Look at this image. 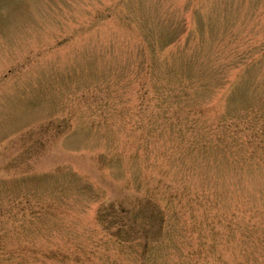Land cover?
<instances>
[{
  "label": "rangeland",
  "instance_id": "rangeland-1",
  "mask_svg": "<svg viewBox=\"0 0 264 264\" xmlns=\"http://www.w3.org/2000/svg\"><path fill=\"white\" fill-rule=\"evenodd\" d=\"M0 205L8 264H264V0H0Z\"/></svg>",
  "mask_w": 264,
  "mask_h": 264
},
{
  "label": "trees",
  "instance_id": "trees-1",
  "mask_svg": "<svg viewBox=\"0 0 264 264\" xmlns=\"http://www.w3.org/2000/svg\"><path fill=\"white\" fill-rule=\"evenodd\" d=\"M195 110V109H194ZM194 115H200V113L198 112H193ZM243 119L246 120L248 118L246 117H238L236 119V122H229V123H225L222 124L220 127V139L218 140L215 138L214 142H219L222 145V149L224 150V148H226L227 146L230 145V143H234L238 148H240V142L237 137H234V135L240 134L237 132L240 131H247L249 130L246 125L247 123L243 122ZM249 123V122H248ZM219 133V131H218ZM237 133V134H236ZM222 142H224V144H222ZM249 143V142H248ZM259 149V148H257ZM245 156H241L238 157L237 160V170L244 175H248L250 174V172L248 171V167H249V162L247 161V159L244 158ZM239 161H240V165H239ZM5 208V206L0 205V211H1V215H5L8 214L7 219L10 221V226H14L16 225V223H19V226H21L20 223V218L17 212H11L10 209L8 208L7 212L3 211V209ZM15 208H17V206H15ZM5 234L4 233H0V263L1 264H8V262L11 260V258L16 257L15 256V252L9 251L8 249H4L1 248V245H3L4 241H5ZM9 238L11 239V236L9 235Z\"/></svg>",
  "mask_w": 264,
  "mask_h": 264
},
{
  "label": "bare ground",
  "instance_id": "bare-ground-1",
  "mask_svg": "<svg viewBox=\"0 0 264 264\" xmlns=\"http://www.w3.org/2000/svg\"><path fill=\"white\" fill-rule=\"evenodd\" d=\"M233 87H234V86H233ZM233 87H232V88H233Z\"/></svg>",
  "mask_w": 264,
  "mask_h": 264
}]
</instances>
